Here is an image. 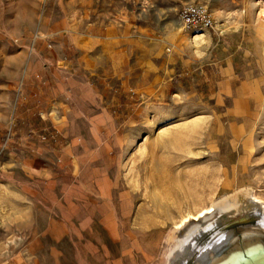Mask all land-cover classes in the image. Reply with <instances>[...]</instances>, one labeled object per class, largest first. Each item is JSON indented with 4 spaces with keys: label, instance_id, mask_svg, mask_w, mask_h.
I'll use <instances>...</instances> for the list:
<instances>
[{
    "label": "rangeland",
    "instance_id": "rangeland-1",
    "mask_svg": "<svg viewBox=\"0 0 264 264\" xmlns=\"http://www.w3.org/2000/svg\"><path fill=\"white\" fill-rule=\"evenodd\" d=\"M53 1L0 0V264H165L180 206H242L246 189L264 203V0L135 2L164 40L130 73L137 94L108 106L69 88L55 100L38 70ZM197 3L215 26L185 32Z\"/></svg>",
    "mask_w": 264,
    "mask_h": 264
},
{
    "label": "crops",
    "instance_id": "crops-1",
    "mask_svg": "<svg viewBox=\"0 0 264 264\" xmlns=\"http://www.w3.org/2000/svg\"><path fill=\"white\" fill-rule=\"evenodd\" d=\"M140 1L115 0L113 8L98 10L88 9L86 0L52 2L41 26L44 37L38 38L34 57L48 87L54 84L55 100L65 88L70 89V95L90 93L95 102L106 95L107 106L115 99L112 97H120L123 92L137 94L141 88L130 83V73L138 72L142 65H156L153 53L164 40L151 22L138 20L133 4ZM169 64L170 60H164L160 67L168 69ZM40 90L45 99L49 98L50 91Z\"/></svg>",
    "mask_w": 264,
    "mask_h": 264
},
{
    "label": "water",
    "instance_id": "water-1",
    "mask_svg": "<svg viewBox=\"0 0 264 264\" xmlns=\"http://www.w3.org/2000/svg\"><path fill=\"white\" fill-rule=\"evenodd\" d=\"M173 264H264V211L249 198L235 215L203 231Z\"/></svg>",
    "mask_w": 264,
    "mask_h": 264
},
{
    "label": "bare ground",
    "instance_id": "bare-ground-1",
    "mask_svg": "<svg viewBox=\"0 0 264 264\" xmlns=\"http://www.w3.org/2000/svg\"><path fill=\"white\" fill-rule=\"evenodd\" d=\"M181 25H182V23H181ZM203 36H204V34H199L195 38H201ZM158 176H160V175H158ZM252 190L246 189L245 194L251 196V198H253L255 201H257L259 203L260 208L264 211V203L261 201L262 198H260L261 199L260 200L258 198V196H256L253 193ZM202 203L206 204V202H202ZM196 204H193V203L188 204L189 206L186 205L185 207H182V208H180L181 206L179 208H177L178 205H176V208L180 209L179 210V216H178L179 218H178L177 222L175 223L174 228L172 227L173 230L169 232L170 233L169 234L170 248L167 251L166 256L164 257L165 258V260H164L165 264H170V261H171V264H173V260L178 255H182V254L186 253V251H188V249L191 248L195 244V242L197 241L200 234L216 223V221L219 217V214H221V219L225 218L226 216L235 215L239 211V207H240L238 204V198L236 196L224 197L223 199H220L215 203H212V204L210 203V205H208V206L205 205L206 207H203V208L200 206L201 209H198L196 213H193V209H194L193 207L194 206L199 207V206H196ZM240 205H242V204H240ZM166 208H167V206H166ZM159 211H161V210H159ZM162 211H165V210H162ZM165 212H167V211H165ZM170 220H171V218H170ZM154 221L156 222V220H154ZM172 221H174V219ZM141 226H143V225H141Z\"/></svg>",
    "mask_w": 264,
    "mask_h": 264
},
{
    "label": "built area",
    "instance_id": "built-area-1",
    "mask_svg": "<svg viewBox=\"0 0 264 264\" xmlns=\"http://www.w3.org/2000/svg\"><path fill=\"white\" fill-rule=\"evenodd\" d=\"M179 17L182 29L185 32L197 31L200 29H213L214 19L209 7L203 3L185 4L181 7ZM166 49L168 54L172 53V48Z\"/></svg>",
    "mask_w": 264,
    "mask_h": 264
}]
</instances>
